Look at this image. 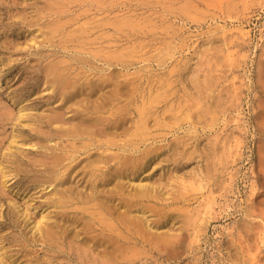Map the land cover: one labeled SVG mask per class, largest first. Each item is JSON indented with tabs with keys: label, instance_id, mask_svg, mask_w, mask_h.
Segmentation results:
<instances>
[{
	"label": "rangeland",
	"instance_id": "374dc122",
	"mask_svg": "<svg viewBox=\"0 0 264 264\" xmlns=\"http://www.w3.org/2000/svg\"><path fill=\"white\" fill-rule=\"evenodd\" d=\"M4 1H5V3H4ZM21 1H25V0H20L19 2H21ZM40 1H42V0H40ZM82 1H83V3H80L78 5V3L82 2ZM89 1L91 2V0H79L78 3L76 2L77 4L74 2L72 4V6L74 8L72 6H70V12L69 13L71 15L69 13H67V17L70 16V18H71L72 16H74V14H75L74 12H76V14L79 13L82 10V8L80 10L79 7H83L84 8L83 10H85V9L88 10L89 14L84 11L87 14V16L85 15V13L83 11L80 12L81 14L83 13V15L86 16V18H88L87 20H89V16L90 17L93 16V17H95L94 20H97V21L102 19L104 16L107 17V15L109 13V11L107 9H109V8L114 9L112 11L111 15L115 16L114 14H117V13L120 15L119 11L121 9L126 11L127 8H131L130 9V11H131L133 8H136V9H133L134 13H139V12L142 13L144 10L143 8L148 7L146 9L149 11L150 14L147 12L146 9L143 13L145 14L147 12L145 14V16L148 14H149L148 16H150L152 14L151 12H153V15H151V16L154 19L150 16L151 17L150 21H154L153 24H154V26H156V27L153 26L154 27L153 28L152 27L153 24L151 22L150 29L153 28L152 29L153 31L151 33L154 35H149V36L154 41L155 40H158L159 42L162 41L161 44L158 41H156V43H155L154 41H151V39L148 36L147 37L148 40L145 38L144 40H146V41L141 42V43H144L145 45L147 44V47H145L144 50H141L139 53H142V56L145 54V55H147V57L153 55L154 57H152L151 62H148V61L142 62L141 60L132 58L134 60V61H132L133 64H131L128 69L123 70L119 66L115 65L116 67L115 66L111 67L110 68L111 70H109V72L112 70L119 72L121 69V71L123 73H128V74L130 73L132 75V74H134V72L137 73V71H138L137 69H139L140 67H141L140 69H142L143 66L145 67V65L148 66L150 64L151 66L149 65V68L150 67H151V69L153 68L152 70L149 68H147L148 70L144 68L145 70H141L142 72L139 73L140 75L138 74L139 77L140 76L144 77V78L142 77V81L140 80L141 83L139 82V87L141 84V87H144V89L142 88L143 91H145V89H148V88H145V86L146 87H147V85L149 86V84L151 83V80L154 84H155V82L157 83V81L159 80V79L157 80L158 76H159V78L162 77L160 75H163L162 78L165 79L167 77L166 79H168V77H169L168 75L173 73L174 69H176L175 68L176 65H178L177 67H179V65H180L178 70L176 69L174 71L175 74H173V75L171 74L173 78L177 77V78H174V80H176V81L173 80V83L177 82L178 80H179V82L182 83V84H179V82H177L179 86L177 85V83L172 84L173 87H171V90H170L172 93L171 96H172V98H175V100H173L171 98L173 100V103H172V100L169 99V102L171 100V104H173L172 107H170L172 109L169 108V105H170L169 102L167 105L165 104L166 106H163L164 105L163 103L160 104V107L162 106V108L165 107L166 109L169 108L170 110L175 109L174 111H171V112L172 113L175 112V114L177 113V115H178L179 111L182 112V110H184V109L187 110L189 108L191 109V114H193V113H195V111H193L194 107H195V109H197L203 103H205V104L201 105V108H203V110L204 109L207 110V106L209 104H207L206 102L200 103V105H198L199 107L194 106V104H192L193 101L195 100L194 103H195V105H197L199 103V100L202 98H197V97H199V94H197V92L195 90H196V88L198 90V84H197V86H193V83L190 82L193 79L196 80L195 82H198V80L203 81L202 78L205 76L206 77L204 78V81H206V79L207 80L210 79L211 82H215V83L217 81L216 86L214 83V85H212V88H210L209 93H211V96H212V97H210V100H211V98H212V100H216V98H218V95H219V97L223 98L222 100L224 102L229 100L226 103H230L231 100L234 103L236 102V105L233 102H231V103H233L232 104L233 106H231V104H228V105L226 104V106H230V107H228L230 109H228L227 112L223 113V116L220 113L221 114V115H219L220 118L218 116L217 117L218 120H217V118L214 120L215 123L210 118L212 116V114L208 113L207 115H205L204 113L207 111L206 110H205V112L203 111L204 113H202V115L204 114L205 115L204 117L205 118L209 117V119L207 118V119L203 120V122H201L200 124L198 123L199 125H197V128L196 129L194 128L195 132H194V130H192L193 127L192 126L190 127V124H189L192 119H190V120L188 118L184 119L183 115H182L181 119L183 121L184 120H186V121L182 122V120H180L181 122L179 123L178 120L180 118V114L178 115L179 117L175 116V114H174L175 117H173L169 111L168 112L170 114L167 112V114H169V116L171 115V117H173L172 118L173 121H175L174 119L176 117H178L177 123L175 121L174 123L171 122L170 124H172V125L177 124L178 125V123H179L178 129L179 128H181V129L178 130L177 125L172 127L171 129L166 128L167 129V130H165L166 132L164 131L165 135L162 134L163 135L162 136L160 134L162 136V138L163 137H165V138L161 139V137H158V140L160 142H158L159 144L158 143H156V144L159 147H163V150L167 147L166 145L168 144V147L164 150V152L169 150V153H168L169 158L171 157V154L173 155L174 153H177L179 148H180L179 151H181L182 149L184 151L186 149V151L184 152L182 150L181 154L179 152L177 154H174L175 156H172V158L174 157V159H175L176 155H178V157H176V159H175V162H174V159L170 158V159H168V160H170V163L167 162V160H165V162H167V163L164 162L161 166L159 165L157 167L158 169L155 168L153 170L151 168L152 172L149 169V171H150L149 173L152 174V175H149V176H151V177H149L150 181L152 183L157 182V181L161 182V183L163 182L162 187H161L160 183L157 185L160 186L162 189H165V190H162V192H163V193L161 192L162 194L159 192L160 198L162 197L160 199V202L157 201V199L156 200L154 199L151 202H149L150 205L154 204L151 207H149L148 204H146L150 209L155 208L157 210V211L154 210L152 213L155 214V216L158 219L151 213V211H148L146 213V215L144 214L146 217H144L143 214H139V216H143V220H146V221H148V219H150L151 221L153 220L154 225L152 224V222L148 221V223H151L152 226H154L151 229V233L153 230V233H152L153 235L154 234L157 235V233H154V228L157 229V231L161 228L160 230L164 231V232L161 231L162 234H165L166 233L165 229H168V227H170L168 229V232H170V231L176 232L177 234L176 233L172 234L170 232L171 235H175V234L176 235L175 236L170 235L169 237L173 238V239L177 238L178 234H179L178 232H180L179 238H177V239H179V241L175 240L176 243L178 242L176 245L173 243V245L175 247H172L173 245L170 246V248H172V249L174 248L173 252L170 251L173 253V255L171 253L168 254V252L166 250H165L166 252L163 251V254H165V255L168 254L166 258H165V255L161 256V253H162V250H161L162 247L161 246L159 249H158L159 246H154V248L150 247V246H146V247L135 246L134 248L131 247L130 248L131 252L129 253V255L131 254L130 257H132V258H130V259L134 258L133 259L134 261L132 260L133 262H131V261L130 262L132 264H160V263H162V264H244L245 260H247V261L249 260L248 262L249 263L251 262L250 264H255V263L259 264V261H261L260 264H264V259H263L264 258V255H263L264 254V248H263L264 247V240H263L264 239V232H263V230H264V228H263V226H264V223H263L264 222V187H263L264 186V184H263L264 183V160L263 159L261 160V157H264V154H263L264 153V150H263L264 149L263 148L264 147V133H263L264 130L263 131L260 130V129L264 128V76H263L264 75V73H263L264 72V64L262 65V67H261V64H259V63H264L263 61L261 62V60H264V56L261 57L264 54V0H146L148 2L150 1L152 6H150L151 4L144 6L143 4L138 2L141 0H137V1L136 0H132V1L130 0V2L134 3V4L132 3V5L129 2V0H116V1L112 0L113 3H116V5H114L115 7L112 6L113 3L111 2L112 3L111 5H107V6H109V8L108 7L106 9L102 8V10H105V12L102 10L101 11L96 10V7H95L97 5V4H95L96 0H93L94 3L92 1V3L94 5L92 3H90ZM126 1L129 5H128V7L124 8V2H126ZM190 1H193V2H190ZM35 2H37V1H35ZM99 2H101V1H98V3ZM143 2H145V0ZM162 2H164V3H162ZM135 3L137 4L138 7L139 6L141 8L143 7L142 12L139 11L140 7L137 8L135 6L136 5ZM12 4H13V0H0V73H1L0 74V111H1L0 114H2V115H0V120L1 119H2L1 121H3V119L8 120L5 122L0 121V167L4 168L10 174V177H9L10 180L9 181L11 182V183H9V182L6 183L5 185L3 184L4 183L3 180H5V179H3L2 170L0 169V176H1L0 177V180H1L0 181V187L2 186V188H3V189L0 188V190L1 189L3 190V192H2V190L0 192V243H1L0 244V246H1L0 250H2V248H4L2 251L4 253H1V251H0V264H2L3 262H4L3 264H5V263L6 264H8V263L9 264H15L12 261H10L11 259L13 260V258H15V260H17L16 262H18V263H16V264H21V263L22 264H27V263L28 264H33V263L36 264V259H38L40 262H42L44 260L42 262L43 264H44V262L51 264V263H53V260L56 261L58 259L61 260L62 262H64L65 259H62L63 255L57 254L56 248L54 249V247L42 246L40 243H36V245H35V243L32 242V239H31L32 237H31V234H29V233H32V234L34 233L33 227L35 226V221L33 218V216H34L33 212H35V210L30 212L33 214V216L31 215L32 219L28 220L27 224H26V221L22 220L23 213L25 212L24 208L27 207L26 202L29 201V198H28L29 195L28 194H30V195L36 194V196H37L40 193L39 194L40 196L38 195L39 199H40V197L42 199L43 197H45V195H47V191H46V193H45V191H43L45 194H43V192H41V191L36 193L35 190L37 189V186L32 185L33 179L39 177V174H41V175L44 174V171H43L44 167L41 166V167H43V168H41L43 170H41L39 167L33 166L32 165V163L34 164L33 160L37 159L39 155H43L42 153H44V151L42 149L45 150L46 148H50V147H52L53 144H54V146H56V145H58V142L61 140L57 136H54V134H53L54 137L52 135H51L52 137L47 136L48 132L44 133V130L48 131L47 130L48 128L44 127V126H46L44 121H43V123L40 122V119L43 120L42 115L47 114V113H44V112H46V110L49 112L48 114H50L52 109L58 108V106L59 105L61 106L63 103L62 99L59 98V95L57 93H55V94L52 93L54 90V87H52L50 85L51 89H49L50 87L44 83V81L48 82V78L44 74L46 73V71H45L46 67L49 65L48 62H52L51 60L56 61V59L58 60V59H60V57H61V59L65 58V61H66V59H68L69 56H68V58L64 57V56H66L68 54L72 55V56L70 55L71 58L68 59L69 60V62H67L68 67H69V63L70 62L73 63V61H74V63H73L74 67L80 65L79 68L87 71L90 67L86 68V66L87 65L89 66L90 63L91 64L94 63L93 65H96V67L102 68V69H103V63H101L102 61H99V62L96 61V59H93L90 55L86 54V52H90L91 50H85L83 48H82L83 49L82 50L80 48V46H75V45H78L76 42L66 43L65 45H68V49H66V50L63 49V51L65 50L66 53L64 52L65 54L62 55L63 51H61L60 57L59 58L57 57V56H59V54H60L59 53L57 56H56V54H54L56 56V58H54L55 56L52 53H56V50L58 49L54 43H56V44L59 43L60 39L59 38L53 39L51 41H48V44H47L45 40L43 41V39H46L45 38L46 35L44 34L45 30L44 31L38 30V33L40 32V34H36L37 31L34 32L35 36H33V35L30 36V33L26 29L23 31L25 26H24V24H23V26H21L22 20L20 18L15 20V19H13V16H14V14H16V11L18 9H21L22 7H24V4H22L21 6H14ZM161 4L162 5L166 4L168 6L172 5L174 8L172 7L173 10L170 11V9H172V8L168 7L170 13H167V12H169V11H167L168 9L165 8V9H167L166 10L167 12L165 11V9H163V7H166V5L165 6L163 5V7H162ZM101 5H103V3H101L98 6H101ZM129 6H131V7H129ZM36 7H35V9L34 8L31 9V10L34 9V11H32V12L30 11V8H29V11L32 13V17L34 19H37L39 17L38 16L39 14H36L37 12H35ZM78 10H80V11H78ZM107 11H108V13H107ZM128 11H129V9H128ZM148 16H146V17H148ZM84 17H82V19L80 18L79 20L81 21L84 19L83 21L85 22L86 19ZM63 18H65V17H63ZM67 19H69V17ZM91 19H92V17L90 18V20ZM83 21H82V23H83ZM10 23H11V25H10ZM155 23H157V24L155 25ZM78 25H80V23L79 24L77 23V25H75V26L77 27ZM75 26H73V27H75ZM22 27H23V29H22ZM71 28L72 27H70L69 30H72ZM162 28L163 29L165 28V29L161 30ZM154 30H155L157 35L155 34ZM165 30H168V31H165ZM169 30H171L170 35H168L170 33ZM98 31H100V30H98ZM163 31L166 33H164ZM42 32H44L43 36H45V37H43V39H42V35H41ZM100 32L102 33L104 31H100ZM110 32L112 33L113 30L111 29ZM158 32L159 33L161 32V33L159 34ZM173 32H176V33H173ZM163 33L166 34L167 37ZM172 33H173V36H172ZM158 34L160 35V37ZM97 35H100V33L98 34V32L95 31L93 34V37H95ZM155 35H156V37H154V39H153L152 37ZM28 36H30V37L28 38ZM36 36H38V37H36ZM169 36L173 37V38H170ZM164 37L169 42L171 41L170 44L165 45L166 42L164 41L165 46L163 45V40L165 39ZM11 39L13 41H11ZM26 39L27 40L30 39V41H32L34 39L33 41H36L37 44H36V42H35L36 45L34 43L31 44L30 41L29 40L26 41ZM159 39H161V40H159ZM172 39H174V40H172ZM6 40H10L11 43L14 42V44L16 43V45L13 46V44H11L10 42L6 43L7 42ZM14 40H16V41H14ZM168 41H167V43H169ZM172 41H173V44H172ZM20 42L23 44H18V46H17V43H20ZM49 42H50L51 47L46 48V47H49ZM39 43H41V44H39ZM107 43H109V42L108 41L104 42V44H106V45H107ZM148 43H149V45H148ZM42 44L45 45L46 47L44 48V46ZM159 45H161V46H159ZM162 45H163V47H162ZM167 45L169 47L172 46L171 48L168 47V49H171L170 52L167 50ZM25 46H27V47L25 48ZM37 46H40V47H37ZM74 46L79 47V48H75ZM112 46H111V50L115 49L116 45H112ZM13 47L14 48L16 47V49H13ZM52 47L54 49V52L52 50ZM69 47H72V49ZM99 47H100V44L93 46L94 49H97ZM160 47H162V48H160ZM9 48H11V49H9ZM150 48H152L153 50H151ZM156 48L158 50L159 49L162 50L163 48H166L165 50L167 52L164 49L162 51L161 50L158 51ZM89 49H91V48H89ZM148 49H150V50H148ZM74 50H76V51H74ZM154 50L155 51L157 50V51L155 52ZM163 51H165V53ZM67 52H68V54H67ZM84 52H85V54H84ZM160 52H163L164 54H162ZM49 53L52 56H54L53 57L54 59L50 58L51 55ZM77 53L80 55L83 54V56H85V55L87 57L89 56L88 57L89 59L88 58L87 59L89 61L94 60L96 63H98V65L95 64V62L91 61L85 66V69H84V66L82 67L81 64L83 62H85L84 60H87V59H86V57H84L85 58L84 59L83 56H80L83 58V62L78 63L79 65L78 64L76 65L74 57L78 56ZM166 53H168V55ZM47 54H49L50 57ZM74 54H75V56H74ZM156 54L158 57L161 55L166 56V57L163 56V58L164 57L166 58L165 62H163L164 61L163 58H162L163 61H160L163 63V64H160V65H162L160 67L158 65H156V63L158 64V62H156L157 60L155 58ZM40 55L42 57H40ZM44 55L47 56L46 60L47 59L49 60V58H50V60L46 62V60L44 58L46 56H44ZM40 58H42V59H40ZM135 60L137 61V63L139 61V63L135 64ZM177 60H178V62H177ZM152 61H153V63H152ZM175 62H177V63H175ZM4 65H5V67H4ZM71 65L72 64L70 63V67H71ZM73 65H72V67H73ZM93 65H90V66L94 67ZM132 66H134V67H132ZM172 66H173V68H172ZM104 67H107V66H104ZM154 67H156V68H154ZM163 67H164V69H163ZM167 67L171 70V73L169 72V74H168L169 69ZM181 67L184 70L183 69L181 70ZM116 68L118 70H116ZM260 68H263V71ZM40 69H43V70H40ZM75 69L78 71L77 67H75ZM140 69H139V71H140ZM166 69H168V70H166ZM1 70H3L5 73L1 72ZM76 70H75V72H76ZM127 70L130 72H125ZM153 70L155 72L158 70V72H157L158 75ZM164 70H166V71H164ZM211 70H212V72H210ZM41 71H42V73H43V71L45 73L42 75ZM79 71L81 73V70H79ZM85 71H83L84 74H85ZM88 71L86 72L87 75L86 74L84 75L82 73L83 78L84 77L88 78L89 75H91L90 73H88ZM146 71H148V73H146ZM71 72H72V70H71ZM90 72L93 73L94 70H92V71L90 70ZM152 72L155 73L157 75V77L155 74H152ZM96 73L95 74L98 75V74H100V71L96 72ZM164 73H166L168 75L164 76L165 75ZM179 73H180V75L184 73L183 75H181V77L183 76L184 79L179 76ZM209 73H211V74H209ZM95 74L93 73V76L91 75L92 78L89 77L88 79L91 80L94 77H96ZM130 74H129V76H131ZM145 74H147V76ZM210 75H212V76H210ZM135 76L138 77L137 75H135ZM149 76H151V77H149ZM154 76L156 77L155 78L156 81H155V79H151V78H154ZM207 76H209L211 78H209V77L207 78ZM172 77H169V79L172 80ZM218 77L221 78V79H219L220 81L216 80V79H218ZM45 78L47 79V81ZM145 78L146 79L149 78L151 80L149 81V79H148L147 84H146ZM143 79H145V80H143ZM180 79H182V81ZM190 79H192V80H190ZM211 79H214L215 81H212ZM183 80H185V81L187 80L188 82L186 81L187 82L186 83ZM148 82H149V84H148ZM183 82H185L184 85H183ZM195 82H194V84H196ZM47 84H50V83L48 82ZM157 84H156V87L158 85H160V84H158V85ZM142 85H144V86H142ZM182 85L186 88L184 89V87ZM175 86H177V89H175V90H180V91H178V93H176L177 91H175V94H174L173 89ZM213 86L215 88H213ZM149 89H150V87H149ZM149 89H148V91H149ZM37 90H39V91H37ZM184 90L187 91L188 93L190 92L189 94H192V95L194 94L197 98V102H196V99H194L195 97L193 98L194 95L191 97V95H189ZM148 91L146 90L144 93H146ZM183 91L185 93H187L188 96H190V98L192 100L194 99L191 102L192 105L189 104L190 99L188 100V102L186 104L185 98H187V97H185L186 95ZM38 92H40L42 94H39ZM234 92L236 93V96H238V97H236L237 100L235 98ZM177 94H178V96L183 95V94L184 95L182 97L181 96L177 97ZM32 95H33V97L35 95V97L34 98L32 97L33 99H29ZM50 95L53 97L51 98ZM56 95H57V97H56ZM233 95H234V97H233ZM80 97H82V96H80ZM181 98L184 99V101H180L179 99H181ZM47 99L48 100L51 99V100L48 101ZM23 100L26 102V105L23 104V102H24ZM176 100H178V101H176ZM28 101H30V102H28ZM56 101H58L59 103H57ZM179 101L181 103L180 105H183V107L180 106L182 110H180V107L176 106L177 103L179 106ZM200 102H202V101L200 100ZM18 103H20V104H18ZM49 103H50V106L48 105ZM52 103L55 106V107L53 106L54 108L52 107ZM72 103L73 102H70L68 107L71 106ZM21 104L25 108L27 107L28 111H29V109H31V113H32V118H31L32 121L31 122L33 123V127H30V126L23 127L22 125L18 124L19 121L16 118V117H18L17 116L18 114L16 112V111H18V108H17V110H14V108L19 107V105H21ZM67 104L68 103L65 104L66 107H67ZM28 105L31 108L30 107L28 108ZM32 105H34V106H32ZM39 105H41V106L39 107ZM56 105H57V107H56ZM174 105L177 107V110H176V107H174ZM189 105H191V106H189ZM42 107L45 108V109H43L45 111L40 110ZM71 107L74 108L75 106L73 105ZM71 107H70V109L72 110ZM82 107H83V105L81 106V108ZM134 107H136V106H134ZM231 107H234V108H231ZM178 108H179V111H178ZM12 109L14 112L11 111ZM36 109L38 110V112L43 113V114L41 116H39L38 113H36L37 112ZM4 110L6 112V115H8L7 113H9L11 116L9 115V116H7L8 117L7 118L5 113H4ZM71 110H67L69 112H67L66 116L72 115L74 113L73 112L74 110L72 112H71ZM176 111H178V112H176ZM192 111H193V113H192ZM181 112H179V113H181ZM68 113H71V114H68ZM13 114H15V115H13ZM209 114H211V115H209ZM33 115H37V117L35 118ZM188 115H186V116H188ZM1 116H4V117L1 118ZM166 117L168 118V115ZM184 117H185V115H184ZM11 118H13V120ZM15 118H16V120H15ZM34 119H35V121H34ZM237 119H239V120H237ZM167 120L169 121V119H166V121ZM187 120L190 122H188ZM209 120H211L210 123H212V122L214 123L213 124V125H215L214 127H213V125H211L209 123ZM21 121L22 120H20V122ZM72 121L73 120H71V122ZM75 121L76 120H74L73 123ZM204 121H206L205 124H203ZM207 122L211 126L208 125ZM69 123H67V124L69 125ZM16 124H18V125H16ZM34 124H36V125H34ZM187 124H189V125L187 126ZM201 124L206 125V126H201ZM37 125H39L38 126L39 130H37L38 129ZM34 126H36V130H34V128H35ZM40 126L43 129L41 131H40V128H41ZM199 127H200V130H199ZM203 127H204V129H203ZM31 128H33V132H31V130H32ZM175 128L177 130H174ZM185 129H187V130L189 129V130L187 131ZM168 130H169V133H168ZM196 130H197V132H196ZM36 131H38V133ZM177 131H178V133H176ZM41 132L44 135H46V137H48V139H45L44 138L45 136L43 137ZM196 133H198V134H196ZM201 133H202V135H201ZM215 133L218 135H216ZM38 134L39 135L41 134V135L39 136ZM188 134L189 135L195 134V135H193V138H192V135L189 136ZM219 134H220L221 139H219ZM14 135H16V136H14ZM48 135H50V134H48ZM102 135L103 134H98L97 136H99L102 140H106L105 138H107V136L103 135L105 138L104 137L102 138ZM175 135L176 136L178 135V137H175ZM181 135L183 136V139L185 137L184 140H186V138L189 136L190 138L189 137L188 138L190 141L187 138V140H188V141L186 140L188 142L187 143L186 141H184L182 139ZM17 136H19L18 139L22 140V142L24 141L23 139H25L26 142H29V143L23 142L24 146L26 145L25 147H23V149L25 148L24 149L25 151L23 150V153H22V150H21L20 152L22 155L25 154V155H23L24 157L19 153L20 149L17 151L18 148H15L13 153L12 152L9 153L10 148H8V150H7L8 145H10L14 140H16ZM194 136H196V138ZM110 137H112V136H110ZM212 137L214 139L217 137L216 143L220 144V147L222 145L221 149H219L220 147L218 146L219 148L217 147V151H216L215 148H216L217 144L214 142L215 145L214 144L213 145L215 147H213L212 143H213L214 139ZM49 138H50V140H49ZM108 138H109V135H108ZM120 138L122 139L124 137L122 136ZM166 138H168V139H166ZM172 138L173 139L175 138L174 140H176V141L181 140L182 141L181 146L185 145L186 147H184V148L181 146L179 147L178 144L173 142L174 140ZM208 138H210V141ZM1 140L2 141L4 140V141L2 142ZM218 140L219 141L221 140V141L219 142ZM44 141H45V143H47V141H50L47 143L48 146H50V147H46V145H45V148H44L45 143L42 144ZM63 141L67 142V140L65 138H63V140H61L59 144H61ZM161 142H162V144H161ZM170 142L171 143L173 142L174 146ZM50 143H51V145H49ZM149 143H147V145H149ZM164 143H165V146H164ZM209 143H211V144H209ZM28 144L29 145L32 144L31 146L32 147L34 146V148L29 147ZM63 144H64V142L61 145H63ZM175 144L177 145V147L175 146ZM27 146L30 149H28ZM36 147H40L41 149L36 148ZM211 147L214 148V153L211 150V149H213ZM260 147L263 148L262 149L263 151L260 149ZM174 148H176V149H174ZM160 150L163 151L162 149H160ZM172 150H174L175 152H172ZM194 150H196V152H194ZM218 150H220V151H218ZM41 151H42V153L39 154V152H41ZM215 151L218 153H216ZM234 151H235V153H234ZM191 153L193 155H191ZM15 154H16V157L13 159ZM182 154H183V156L184 155L185 156L181 157ZM29 155H30V157H29ZM34 155H35V157H34ZM36 155H37V157H36ZM31 156H33L35 159L32 158ZM184 158H185V161H184ZM11 160H13L14 162ZM28 160H30L31 162ZM176 162L181 163V164L180 165L178 163L174 164ZM168 163L170 164V167L172 166V164H174L173 166H175L176 168L171 167V168H173V169H171L169 167ZM207 164H208V167H206ZM164 165H165V168L162 167ZM33 167H35V168H33ZM36 168H39L40 170L37 169V172H36ZM168 168H170L169 169V170H171L170 172H173L174 169L176 170V171L174 170V174L177 177L176 176L174 177L173 174L170 173V175H172V177L175 178V181H174V178H172V177H170L172 179L168 178L169 181L167 180L168 176L166 173L169 174ZM163 169H165V170H163ZM160 170L162 171V173ZM40 171H43L42 172L43 174ZM154 172L156 175L159 173L158 175H160L161 177L158 175L155 176ZM149 173L147 171L143 174L148 175ZM132 176L135 177L134 175H132ZM132 176H130V178H133ZM142 176L145 177V175H142ZM162 176L165 177L164 180L165 181L167 180L168 184L171 181H174L176 183L177 180L179 181L181 179V182H177L178 185L181 183L180 184L181 186L179 185L178 187L179 188L181 187L180 189L187 190L188 193L184 191L186 193L184 195V192L181 190L182 193L178 192L179 193L178 197L180 195H182L185 198V200L183 198L182 202H179V200H178V202L175 201L176 203L173 202L174 200H176V198H178V197H175V196H177L178 193H176V191H174V190H176V188L177 189H179V188L175 187L177 184L175 185L174 182L173 183L171 182V184H174V185L170 184L172 187H174L173 188L174 190L172 189V191H171L170 188H172V187L170 186V188H167L168 187L167 181L165 183V181H163ZM156 177L159 179L157 180ZM199 178H202V179H199ZM128 180H129V178H128ZM183 180L186 182H184ZM200 180L203 181L204 185L200 182ZM194 181L196 184L197 183L199 184V182H200L201 185H203V186H201L200 184L199 185L197 184L199 186V187H197V185H194L195 184ZM197 181H199V182H197ZM206 181L208 183H206ZM183 182H184V184H183ZM28 183L29 184L31 183V184L27 185ZM80 183H85V182H80ZM2 184L5 187H3ZM83 185H85V184H83ZM129 185H131V184L127 185L129 187V189L131 188L130 190L135 189V186L133 187L132 185L131 186H129ZM163 185H165V187ZM205 185H206V187H205ZM11 186H12V188H11ZM190 187L194 191L191 190V192H190L189 191ZM201 187L204 189H201ZM5 188H8V189L11 188L9 190L11 192L9 193V191ZM24 188L26 191L23 192ZM30 188L31 189L34 188V189H32L33 191H31ZM50 188H52V187H50ZM180 189L178 191H180ZM28 190L30 193H28ZM166 190H167V193H166ZM37 191H39V190L37 189ZM251 191L252 192L255 191V192L252 193ZM4 192H6L7 194ZM211 192H212V195H214L215 197L210 196ZM3 193H4V195H3ZM208 193H210V194L208 195ZM251 193H252V195H250ZM171 194H172V196H171ZM168 195H170V196H168ZM36 196H35V198L37 200L38 197H36ZM207 196L210 200L207 199ZM167 197L169 199H167ZM211 197H213V198H211ZM186 198L188 200H186ZM165 199H167V200H165ZM211 199L215 200L216 202L213 201V202H211L212 203L211 204L210 203ZM163 200H164V202H163ZM206 200L209 202L207 203ZM155 201H156V203H155ZM183 202H185V203H183ZM181 204H183V205H181ZM210 204H211L212 208L210 207ZM35 205L38 206L39 203L37 202V204H34V207H35ZM179 206H181V207H179ZM208 206H209V208H208ZM170 208H172V209H170ZM161 209H163V210L160 211ZM252 209H254V210H252ZM171 210L174 212L172 213ZM175 210H177L179 212L185 210L186 214L184 213L185 211L178 214V212ZM167 211L170 212V214H168ZM187 211L189 212V214L191 213L193 215H191V216L188 215V217H187L186 216L188 213ZM259 211H260V215H259ZM158 212L160 214L163 213L161 215L159 214L160 216H163V217L160 218V216L157 214ZM183 213L185 214L184 218L182 217L183 215H180ZM255 214H257V215H255ZM136 215H138V214H136ZM168 215L170 217H168ZM172 215H173V218L175 220L172 219V217H171ZM254 216H256V217H254ZM147 217H149V218H147ZM177 217H178V220L176 219ZM189 217H190V219H189ZM260 217H261V219L262 218L263 219L260 220ZM155 218H156V220H155ZM168 218H170V220H168ZM191 218L194 219L193 220L194 223L190 222ZM195 218L196 219L199 218V220H196ZM202 218H204V220ZM159 219L160 220L162 219V220L160 221ZM164 219L168 220V221H165ZM184 219L186 220V222L188 221L187 226L190 224L189 227H191V229L189 227L184 228V227H186L184 225V223L186 224ZM157 221L160 223H158ZM169 221L171 223L173 222L171 224V226H173V227L170 226ZM175 221L177 223L180 222V224L182 223L181 225H183V228L187 229L188 232H190V233L188 234V232H186L187 230H184L181 225H179V224L177 225V223ZM181 221H183V222H181ZM199 221H201L203 224L206 223L204 225L205 228L204 227L202 228L201 225H203V224L199 223ZM261 221H262V223H260ZM195 222H197L199 224H197ZM246 223H248V225ZM250 223L251 224L253 223L252 224L253 226H251L252 229L248 228L251 225ZM162 224H164V225H162ZM168 224H169V226H168ZM260 224L261 225L263 224L261 227V228H263V230L260 229L263 233L258 229H257L258 232H256V228H260V226L258 227V225H260ZM246 225H247V227H246ZM256 225H257V227H256ZM28 226L30 227L29 229H28ZM161 226H163V228H165V229H162ZM164 226H166V227H164ZM177 226H178V228L176 229ZM179 226L183 230H181L179 228ZM199 226H201L200 228L202 230L201 229L196 230L197 227L199 228ZM245 227H246L247 231H248V229H249V232L252 230L253 231L249 233V232L243 230V229H245ZM172 229H173V231H172ZM174 229H176V230H174ZM192 229H194V230H192ZM194 231H197L198 234L200 235V237L197 234L195 237L194 235L197 232H194ZM199 231H201L202 233ZM159 232H158V235H162V234H160L161 232L160 233ZM254 232H256L257 234H256V236L254 235V237H253L251 235H253ZM181 233H185L184 236L186 238H184L183 234L181 236ZM238 233L243 234V235H241L238 238ZM246 233L249 236H247ZM166 234L169 235V233H166ZM21 235H23V236H21ZM32 236L35 237L34 234ZM243 236H244V238H243ZM22 237H24V239L26 237H29V238H26L24 240ZM37 237H39V235H36V238ZM182 237L184 238L183 240L181 239ZM196 238L197 239L199 238V239L196 240ZM245 238H246V240H249V241L246 242V240H244ZM255 238H256V240H255ZM21 239L23 240V242H21L22 241ZM258 239H259V242H255ZM260 240H262V243ZM240 241L242 242L241 244H240ZM179 242H180V244H179ZM20 243H22V244H20ZM25 243H27V245ZM260 243H261V246L259 245ZM29 244H32L31 245L32 247L29 246ZM233 244H234V246H233ZM18 245H19V249H18ZM20 245H21V247H20ZM24 245H26V247ZM177 245L179 248L177 247ZM181 245H182V247H181ZM184 245H186V246H184ZM41 247H43V248L41 249ZM136 247H137V249H136ZM138 247L140 249L142 248V250L138 251ZM236 247H238V248H236ZM255 247H256V249H255ZM5 248H6V250H5ZM9 248L13 250V251L11 250L12 252L17 251L18 254H17V252L14 253L16 255L15 256L14 254H12V252L10 251ZM34 248H38V249L36 250ZM187 248H189V249H187ZM257 248L258 249L260 248V249L257 250ZM7 249H9L8 253L9 254L11 253L10 256L7 253ZM24 249H26V250H24ZM28 249L30 250L29 251L30 253H29V255H25V254H28L27 253ZM132 249L133 250L136 249L137 252H140V255H141V253L143 254V252H144L143 250H145L146 252H144V253H146L147 255L143 254L144 257L142 256V258L140 256V260H138L139 257L136 256V257H138V259L135 261L136 257L132 256L134 254ZM22 250L25 251L26 253L23 252ZM136 250H134V251H136ZM168 250H170V249H168ZM242 250L243 251L246 250L247 251L246 253L249 254L250 258L248 257V255L246 253L244 254V252H242ZM251 250H252V253H251ZM32 251H35V252H33V254H31ZM44 252H48V253H44ZM137 252H136V254H138ZM174 252L175 253L177 252L178 254L174 255ZM257 252L260 253L261 255L260 254L258 255ZM253 253H256V254H253ZM5 254H8V255L5 256ZM242 254L245 256L242 257L243 256ZM250 254L256 255V256H251ZM45 255H46L47 259L45 258ZM51 255L52 256L54 255V256L50 257ZM31 256H32L33 261L30 262V260H28V259H31ZM42 256L45 259L42 258ZM2 257L3 258L5 257L4 260ZM8 257H12V258L9 259ZM21 257H22V259H21ZM36 257H38V258H36ZM169 257H170V259H169ZM1 258H2V261H1ZM19 258H20L21 262H19ZM145 258H146V260H145ZM40 259H42V261ZM157 259L159 260V262ZM252 259H253V261H255V260L256 261L253 263ZM5 260L9 261V262H6ZM23 260L25 263L22 262ZM130 262L128 264H130ZM249 263L246 262L245 264H249Z\"/></svg>",
	"mask_w": 264,
	"mask_h": 264
},
{
	"label": "bare ground",
	"instance_id": "6f19581e",
	"mask_svg": "<svg viewBox=\"0 0 264 264\" xmlns=\"http://www.w3.org/2000/svg\"><path fill=\"white\" fill-rule=\"evenodd\" d=\"M17 1L19 2L20 0H17ZM17 1L13 0V4L12 5L21 6L22 4H24V7H22L21 9H18V10L16 9L17 11H16V14H14V16H13V19L17 20V19L20 18L22 20L21 26H23V24L25 26L24 29L22 27L23 31L26 29L30 33V36H32V35L35 36L34 32L37 31L36 34H40V32L38 33V30L39 31H44L45 30V33L42 32L41 35H42V39H43V37H45V36H43V33L46 35L45 38L46 39L48 38V39L47 40L43 39V41L45 40L47 44H48V41H51L53 39H56V38L60 39L59 43H57V44L54 43L58 49L56 50V53H52L53 55L56 54V56H57L61 51H63V49H65V50L68 49V45H65L66 43H68V42H71V43L76 42L78 45H75V46H80L81 49L83 48L85 50H91L90 52H86V54L90 55L93 59H96V61H98V62L102 61L101 63H103V69L96 67V65H93L94 63L93 64L90 63V65H93L94 67H91L90 65L88 66L87 64L92 61L91 59H90L91 61L88 60L89 56L87 57L86 55L83 56V54L80 55V54L77 53V55L79 57L78 56L74 57L76 65L78 63L83 62V58L86 57V59L87 58L88 59L84 60L85 62H83L81 64L82 67L84 66V69H85V66L87 65L86 68L90 67L89 69L91 71L94 70V72H93L94 74L96 72L100 71V74H98V75H96L97 73L95 74L96 75V77H94L95 79L93 78V79L90 80L88 78L91 77V75L93 76V73L90 72L89 69H88L89 71L86 69L88 71V73H90L91 75L88 74L89 75L88 78H86V77L83 78L82 77V73L85 70L79 68L80 67L79 64H78L79 66H75V67H77V69L79 68L78 71L75 69V67L73 65V63H74L73 60H72L73 63L72 62H70V63L73 65L74 68L72 67V65L70 67V63H69V67L67 66L68 65L67 62H69L68 59H70L71 56H72L71 54H70L71 56L68 54L69 51L67 50L68 51L67 52L68 55H66L64 57L68 58V56H69V58L66 59V61H65V58L61 59V57H60L61 53H60L59 56H57L58 58L60 57V59H58V60L56 59V61L51 60L52 62H48L49 65L45 69L46 73L44 71L42 73V71H41L42 75L45 73L44 75L48 78V82L50 84H47L48 82H45V81H44V83L47 86H49V87H50V85L52 87H54V90L52 89L53 90L52 93L53 94L57 93L59 95V98L62 99L63 103H62L61 106L59 105L58 108L52 109L50 114H48L49 112L46 110V112H44V113H47L48 115L47 114L45 115L43 113L38 112L37 109H36L37 110L36 113H38L39 116H41L42 114L44 115V116L42 115L43 120L40 119V122H42V123H43V121L45 122L46 126H44V127L48 128L47 129L48 131L44 130V133L48 132V134H50V135L47 134V136H51V135L53 136V134H54V136H57L61 140H63V138H65L67 140V142L63 141L64 144L61 145L63 142L61 144H59L60 141H61L60 140L58 142V145L54 146V144H53L52 147H50L47 144L50 141H47V143H45V141H44L42 143V144L45 143L44 144V148H45V145H46V147H50V148H46L45 149L46 151L44 149H42L44 151V153H42V151L39 152V154L42 153L43 155H39L37 159L34 158L35 155H34V157L31 156L32 158L35 159V160L32 159L33 162H34V164L32 163L33 166H35V167L37 166L40 169L44 167L43 168L44 170L41 169V170L44 171V174L42 173L43 171H40L43 175L39 174V177H37V178L34 177L35 179L32 180V185H36L37 186V189L39 191H37V189H36L35 190L36 193L40 192V191L41 192L45 191V193H46V191H47V195H45V197H43L42 199H41V197H40V199L38 197V195L40 193L37 196H36V194L35 195L34 194H31V195L28 194L29 195L28 196L29 201L26 202L27 207L24 208L25 212L23 213L22 220L26 221V224H27V221L31 220L32 216L34 214L33 218H34V221H35V226L33 227L34 228V233L33 234H34L35 237L32 236L33 235L32 233H29V234H31L32 242H34L35 245H36V243H40L42 246L54 247V249L56 248V250H57V252H56L57 254H62L64 256L63 257L61 255L62 259H65L64 262H62L61 260L58 259L56 261L53 260V263H51V264H128L130 261L131 262L134 261L133 260L134 258L130 259L132 257H130L131 254L129 255V253L131 252L130 248L131 247L134 248L135 246H140V247L141 246H144V247L150 246V247H153V248H154V246H159L158 249L161 246L162 247L161 248L162 253L159 251L161 253V256L165 255V254H163V251H165V250L168 252V254L171 253L173 255L172 252H173L174 248L172 249V248H170V246L173 245V243L175 245L178 243V242L176 243L175 240L179 241V239H177V238H179L180 232L177 231L179 233L178 237L176 236L177 238L173 239V238L169 237L171 235L170 234L171 231L168 232V229L170 227H168V229H165V228H163V226H161L162 229L166 230V233H169V235L166 234V233L162 234V232H164V231L160 230L161 228L158 231H157V229L154 228V233H157V235L154 234L155 235L154 236L152 234L153 230H152V233H151V229L154 227V226H152L153 220L151 221L150 219H148L149 222H152V224H151V223H148V221L143 220V216H139V214H143V215L145 214L146 215V213L148 211H151V213L154 210L157 211L155 208L154 209H150L149 208L152 205H154V204L150 205L149 202H151L154 199L155 200L157 199V201L160 202V199L162 197L160 198L159 192L161 193L162 190H165V189L161 188L163 182L161 183V182L157 181L158 183L154 182L155 183L154 184V183H152L150 181L149 177H151V176H149V175H152V174L149 173V172L152 169L154 170L155 168H157L159 165L161 166L165 162V160H167V162L170 163V160H168V159L172 158V156H175L174 154H177L178 152L181 154L182 150H183L182 149L181 151H179L180 148H179V150L177 149L178 152L174 153L173 155L171 154V157L169 158L168 157L169 156L168 155L169 150L164 152V150L168 147V144L166 143L167 147L164 150H163V147L157 146L156 143L160 142L158 140V137H161V139L165 138V137L162 138V136L165 135L164 131L167 130V129H171L172 127L177 125V124L176 125L175 124L172 125L170 123L171 122L174 123L175 121L177 123L179 114H180V118H179L178 122L179 123L181 122L180 120H182L181 119L182 115H183L184 119L185 118H188L189 120L192 119L191 122L188 121V120L187 121L190 122L189 123L190 127L192 126L193 127L192 130H194V128L196 129L197 125H199L201 122H203V120H205L207 118L209 119V117L205 118L204 117L205 115H207L208 113H211L212 116L210 118H211L212 121H214L219 115L222 114V116H223V113L227 112V110L230 109V108H228L230 106H226V104L227 105L231 104V106H233L232 104L234 102L231 100V102H233V103H231V102L230 103H226L229 100L227 99L228 101L224 102L222 100L223 98L219 97V95H218V98H216V100H212V98L210 100V97H212V96H211V93H209V91H210V88H212V85H214L215 82H211L210 79L209 80L206 79V81H204V78L206 76L202 78L203 81L202 80H198V82H195L196 80H194L192 78L193 80L192 79H190V80H192L193 82L192 81H190V82L193 83V86H197V84H198V90L196 88L195 91L197 92V94H199V97H197V98H202V99H200L202 102H200V100L198 99L199 103L197 105H195V103H194L195 100L194 99H196V102H197L196 96L194 94H193L194 95L193 96L192 94H189L190 92L188 93L187 91L184 90L189 95H191V97L192 96H193V98L195 97L193 99L194 100L193 101L190 98V96H188V94L183 91L185 93V95H186L185 97L188 98V99L185 98L186 99L185 102L187 104L188 100L190 99L189 104H191V102L193 101L192 104H194V106H197V107H199L198 105H200V103L206 102L207 104H209L208 106L206 105L207 106V110L206 109L203 110V108H201V105H203L205 103L201 104L200 107L197 108L198 110L195 109V107H194L195 110L192 108L193 111H195V113H193V111H192L193 114H191V109L190 108L187 109V110L183 108L184 110H182L181 107H183V105H180L181 104L180 101H184V99L181 98V99H179L180 100L179 101V106H178V103L176 104V106L177 107L181 106L180 110H182V112L179 111V108H178V111L181 112V113L176 111V112H178V115H177V113L175 114V112L174 113L171 112V111H174L175 109L170 110V109H172L170 107H172V105H173V104H171V100L172 99L175 100V98H172V96H171L172 93H171L170 90H171V87H173L172 84H175V83L179 82V80H178L177 82L173 83L174 78H177V77L173 78L172 75L175 74L174 71L176 69L178 70L180 65H179V67H177L178 65H176V64H175L176 67L173 65L176 68V69H174L173 73H171V70L167 67L169 69V70L166 69V70H168V74L170 72L172 75L171 74L168 75V74H166L167 73L166 72V73H164L165 74L164 76L168 75L169 77H172V80H170L169 77H168V79H166L167 77L164 79V78H162L163 75H160L162 77L159 78V76H158V78H157V80L159 79L157 81V83L159 82L158 84H160V85H158L156 82L154 84L152 82V80H151V79H155L157 77V75H158V73H157L158 70L156 72L153 70L155 73H157V75L152 72V74H155L156 77L154 76V78H151V79L148 78L149 81L151 80V83L149 84V82H148L149 86L148 85H147V87L145 86V88H148V89L150 87L149 91H148V89H145V91L146 90L148 91L146 93H144L145 92V91H143L144 87H141V84H140V87H139V82H140V80L142 81V77H143V76L139 77V75H140L139 73L142 72L141 70H145V69L149 68L150 64L148 66H146L144 64L145 67L141 64L143 67H142V69H140L141 67L139 66L140 67L139 68L140 71H139V69H137L139 72L137 71V73H136V72L133 71L134 74H132V75L129 73L132 77L129 76L128 73H123L121 71V69H123V70L128 69L129 66L131 64H133L132 63V61H134L133 59H138V60H141L142 62L143 61L151 62L152 57H154L153 55L147 57V55H145V54L142 56V53H139L141 50H144V48L147 47V44L145 45L144 43H141V42L146 41V40H144L145 38L148 40L147 37L149 35H154L151 32L153 31L152 29L154 27H156L153 24L154 21H150V19L152 17L151 15H153V12H151L152 13L150 15L151 17L148 16L150 14L149 11L146 9L148 7H146V8L142 7L144 9L143 10L140 6H139L140 7L139 8L137 6V4L135 3L136 4L135 6L137 8H139V11L142 12V10H143V12H144L145 9L147 10V12L149 14L146 15V16H148V17L145 16V14L147 12L144 14L143 12L140 13L137 10L139 13H134L133 9H136V8H133L131 11H130L131 8H127L126 11L121 9L119 11L120 15L117 13V14H114L115 16H113L111 14H112V11L114 9H110L109 6H107V5H111L113 3L112 0L111 1L110 0H96L95 1V4H97L95 6L96 10H100L101 11L102 8L103 9H106L107 7L109 8V9H107L109 11V13L107 11V13H108L107 17L106 16H104V17L102 16L103 18L100 19V20L98 19L99 21H97V20H94L95 17H93V16H91L92 19L90 20L91 17L89 15H88L89 16V20H87L88 18H86L87 14L85 12L88 13V10L87 9L83 10L84 9L83 7H79L80 10H81V8H82V10L81 11L78 10V11H80V12H82V11L84 12L85 11L84 13H85L86 16L83 15V13L81 14L79 12V13L76 14V12H74L75 13V14L73 13L74 16H72L71 18H70V16H68L69 19H67L68 18L67 17V13L70 12V6H72V4L74 2L78 3L79 0H77V1L76 0H42V1H40V0H32V1L31 0H25V1H21L19 3ZM35 1H37V2H35ZM92 1L93 0H91V2L90 1L89 2L92 3ZM98 1H101V2L98 3ZM114 1H116V0H114ZM143 1L144 0H141V1H138V2L143 4L144 6L148 5V4H151L150 1L149 2L146 1V0H145V2H143ZM129 2H130V0H129ZM190 2H193V1H190ZM4 3H5V1H4ZM80 3H83V1L79 2L78 5ZM93 3H94V1H93ZM101 3H103V5L98 6ZM130 3L132 5L133 2H130ZM162 3H164V2H162ZM166 4H163V5L165 6ZM114 5H116V3H113L112 6L115 7ZM128 5L129 4L127 3V1L124 2V8L128 7ZM163 5L161 4L162 7H163ZM150 6H152V4ZM35 7H36V11L35 12H37L36 14H39L38 15L39 17L37 19H34L32 17V13H31L32 11H34ZM129 7H131V6H129ZM168 7L172 8L173 6L172 5L171 6L166 5V7H163V9L167 8L168 10L165 9V11L166 10L169 11ZM29 8H30L31 12L29 11ZM32 8H34V9L31 10ZM173 8L170 9V11L173 10ZM128 9H129V11H128ZM102 11L105 12V10H102ZM170 11L167 12V13H170ZM81 16L82 17L85 16L84 18L87 21L85 20V22H84L83 21L84 19L80 21L79 19L80 18L82 19ZM63 17H65V18H63ZM82 21H83V23H82ZM151 22L153 24L152 27L154 26L152 29H150ZM77 23L78 24L80 23V25H78L76 27L75 25H77ZM156 24L157 23H155V25ZM10 25H11V23H10ZM73 26H75V27H73ZM70 27H72L71 28L72 30H69ZM111 29L113 30L112 33L110 32ZM164 29L162 28L161 30H164ZM98 30L104 31V32L101 33ZM95 31H97L98 34L100 33V35H97V36L93 37V34H94ZM165 31H168V30H165ZM154 32H155V30H154ZM169 32H168L169 33L168 35L171 34V30H169ZM164 33H166V32H164ZM173 33H176V32H173ZM173 33H172V36H173ZM155 34H156V32H155ZM156 35L153 36L152 38L154 39V37H156ZM164 35H166V34H164ZM30 36H28V38ZM36 37H38V36H36ZM159 37H160V35H159ZM166 37H167V35H166ZM149 38H150V36H149ZM170 38H173V37H170ZM165 39L163 40V45H164V41L166 42L165 45L166 44H170L171 41L169 42L167 39L166 40ZM28 40L30 41V39H28ZM28 40L26 39V41H28ZM33 40L30 41L31 44L32 43L35 44V42H36V41H33ZM159 40H161V39H159ZM172 40H174V39H172ZM6 41H7L6 43L10 42V40H6ZM11 41H13V40L11 39ZM14 41H16V40H14ZM105 41H108L109 43H107V45H106V44H104ZM151 41H154V40L151 39ZM156 41H158V40H155L154 42L156 43ZM167 41L169 43H167ZM159 43L161 44L162 41L159 42ZM11 44H13V46L16 45V43L14 44V42H12ZM18 44H23V43H21V42L17 43V46H18ZM36 44H37V42H36ZM39 44H41V43H39ZM97 44H100V47L97 48V49H94L93 46H96ZM172 44H173V41H172ZM112 45H116L115 49H113V50H111V46ZM148 45H149V43H148ZM163 45H162V47H163ZM43 46H44V48L46 47L45 45H43ZM159 46H161V45H159ZM26 47L27 46H25V48ZM37 47H40V46H37ZM50 47L51 46H50V42H49V47H46V48H50ZM162 47H160V48H162ZM168 47L169 46L167 45V50L170 52L171 49H168ZM171 47H169V48H171ZM69 48L72 49V47H69ZM75 48H79V47H75ZM89 48H91V49H89ZM152 48H150V49L153 50ZM9 49H11V48H9ZM13 49H16V47L15 48L13 47ZM150 49H148V50H150ZM163 49L165 50L166 48H163ZM52 50L54 52L53 47H52ZM65 50L63 51L62 55L66 53ZM159 50H161V49H159ZM74 51H76V50H74ZM165 51H163V52L165 53ZM163 52H160V53L164 54ZM49 54H47V55L49 56ZM84 54H85V52H84ZM166 54L168 55V53H166ZM44 56H46V55H44ZM54 56L51 55V57L50 56L49 57L52 59ZM56 56L54 58H56ZM74 56H75V54H74ZM80 56H83V58L80 57ZM163 56H165V55L159 56L160 58L157 56V54L155 56V58L157 60L156 62H158V64L156 63V65H158L159 67L162 66L160 64H163L162 62H160V61H163L162 60ZM263 56H264V54L261 57H263ZM40 57H42V56L40 55ZM165 57L163 58L164 59L163 62H165V59H166ZM44 58L46 60L47 56L44 57ZM50 58H49V60H50ZM40 59H42V58H40ZM49 60L47 59L46 62L49 61ZM262 61L264 62V60H261V62ZM92 62H95V61L93 60ZM177 62H178V60H177ZM177 62H175V63H177ZM138 63H139V61H138ZM138 63L135 60V64H138ZM152 63H153V61H152ZM95 64L98 65V63H96V62H95ZM259 64H261V67H262V65L264 63H259ZM115 65L119 66L121 68L120 71L116 72L115 70H112V71L109 72V70H111L110 68L115 66ZM104 66H107V67H104ZM173 66H172V68H173ZM4 67H5V65H4ZM132 67H134V66H132ZM154 68H156V67H154ZM149 69H151V67ZM163 69H164V67H163ZM182 69L183 68L181 67V70ZM260 69L263 71V68H260ZM40 70H43V69H40ZM71 70H72V72H71ZM75 70H76V72H75ZM79 70H81V73H80ZM116 70H118V69L116 68ZM166 70H164V71H166ZM87 71H85V74H86ZM1 72L5 73L3 70H1ZM125 72H130V71L127 70ZM210 72H212V70ZM146 73H148V71H146ZM183 74H181V75H183ZM209 74H211V73H209ZM133 75L134 76L137 75L138 77H136V76L134 77ZM145 75L147 76V74H145ZM181 75L179 73L180 77H181ZM210 76H212V75H210ZM149 77H151V76H149ZM208 77L209 76H207V78ZM181 78H183V76ZM209 78H211V77H209ZM145 79H143V80H145ZM148 79L145 80L146 84H147ZM214 79H211V80L215 81ZM219 79H221V78L218 77V79H216V80H219ZM180 80L182 81V79H180ZM46 81H47V79H46ZM155 81H156V79H155ZM174 81H176V80H174ZM183 81H185V80H183ZM185 82H183V85L185 84ZM194 82L196 84H194ZM156 84L158 85L157 87H156ZM179 84H182V83L179 82ZM216 84H217V81L215 83V86H216ZM177 85H178V83H177ZM142 86H144V85H142ZM175 87L173 89L174 90V94H175V91H177L176 93H178V91H180V90H175V89H177V86H175ZM140 88L141 89L143 88V89L141 90ZM185 88L186 87H184V89ZM213 88H215V87L213 86ZM49 89H51V87ZM37 91H39V90H37ZM38 93L42 94L40 92H38ZM51 95H50V97L52 98L53 96H51ZM183 95H179L178 96V94H177V97H180V96L182 97ZM234 95H235V98L238 97V96H236V93ZM234 95H233V97H234ZM80 96H82V97H80ZM32 97H33V95L29 99H33L35 97V95H34L33 98ZM56 97H57V95H56ZM169 99H171L170 102H169ZM49 100H51V99H49ZM173 100H172V103H173ZM236 100H237V98H236ZM58 101H56V102L59 103ZM176 101H178V100H176ZM28 102H30V101H28ZM70 102H73L71 106L74 105L75 106L74 108L71 107V106L68 107ZM168 102L171 105V106L169 105L170 109L169 108L166 109L165 107L162 108V106L160 107V104L163 103L164 104L163 106H166L168 104ZM20 103H18V104H20ZM66 103H68L67 107L65 105ZM23 104L26 105V102L24 101ZM234 104L236 105V102ZM48 105L50 106V103ZM82 105H83V107L81 108ZM191 105H189V106H191ZM32 106H34V105H32ZM40 106L41 105H39V107ZM53 106L54 105L52 103V107ZM134 106H136V107H134ZM176 106L174 105V107H176ZM29 107L30 106L28 105V108ZM56 107H57V105H56ZM70 107L72 108V110L70 109ZM177 107H176V110H177ZM17 108H18V111H16V112H17L18 115L16 113L15 114L18 116V117H16L17 120L19 121L18 124L22 125L23 127H28V126L33 127V123L31 122L32 121V119H31L32 118L31 109H29V111H30L29 112L27 107L25 108L22 104L19 105V107L14 108V110H17ZM231 108H234V107H231ZM43 109H45V108L42 107L40 110H43ZM67 110H71V112L74 110L73 111L74 113L72 115L66 116L67 112H69ZM205 110L207 112H205ZM11 111H13V109ZM43 111H45V110H43ZM168 111L171 113V115L173 117L178 116V117H176L174 119L175 121H173V119H172L173 117H171V115L169 116L170 113ZM167 112L169 114H167ZM4 113L6 115L5 110H4ZM202 113H204L205 115L204 114L202 115ZM7 114L8 115H6V117L10 115L9 113H7ZM15 114H13V115H15ZM68 114H71V113H68ZM166 114L168 115V118L166 117L167 116ZM174 114H175V116H174ZM211 114H209V115H211ZM0 115H2V114H0ZM184 115H185V117H184ZM186 115H188V116H186ZM33 116L35 118L37 117V115H33ZM3 117L4 116H1V118H3ZM16 118H15V120H16ZM219 118H220V116H219ZM11 119L13 120V118H11ZM166 119H169V121L168 120L166 121ZM20 120H22V121L20 122ZM71 120H73V121L76 120V121L73 123V121L71 122ZM211 120H209V123H210ZM217 120H218V118H217ZM237 120H239V119H237ZM5 121H8V120H6V119L4 120L3 119V121H1V122H5ZM34 121H35V119H34ZM184 121H186V120H184ZM184 121L182 120V122H184ZM206 121H204L203 124H205ZM67 123H69V125ZM179 123H178V125H179ZM209 123H208V125H210V124L213 125L215 123V121H214V123L213 122L210 123V124ZM18 124H16V125H18ZM189 124H187V126ZM203 124H201V126H206V125H203ZM34 125H36V124H34ZM178 125H177V129L179 127ZM38 126L39 125H37V127ZM214 126L215 125H213V127ZM34 127H35L34 130H36V126H34ZM31 129H32L31 132H33V128H31ZM177 129L175 128L174 130H177ZM179 129H181V128H179ZM203 129H204V127H203ZM37 130H39V127H38ZM41 130H43L42 127L40 128V131ZM185 130H187V129H185ZM199 130H200V127H199ZM260 130L263 131L264 128H262ZM36 132L38 133V131H36ZM42 132H41V134L43 135V137L45 136L44 138L48 139V137H46V135H44ZM194 132H195V130H194ZM196 132H197V130H196ZM168 133H169V130H168ZM176 133H178V131ZM263 133H264V131H263ZM98 134H103V135L107 136V138H105L102 135V138L104 137L106 140H102L99 136H97ZM160 134L161 135L163 134V135L161 136ZM196 134H198V133H196ZM108 135H109V138H108ZM191 135H189V136H191ZM193 135H195V134H193ZM193 135H192V138H193ZM201 135H202V133H201ZM216 135H218V134H216ZM14 136H16V135H14ZM110 136H112V137H110ZM122 136L124 138L121 139L120 137H122ZM18 137L19 136H17L16 140H14L10 145H8L7 150H8V148H10L9 149V153L10 152L13 153L15 148H18L17 151L20 149L19 150L20 154H21V152H20L21 150H22V153H23V150L25 149V148L23 149V147L26 146V145L24 146V143L26 142V140L23 139L24 140L23 141L24 143H23L22 140L18 139ZM175 137H178V135L177 136L175 135ZM194 137L196 138V136H194ZM187 138H186V140H187ZM189 138H188V140H189ZM166 139H168V138H166ZM182 139H183V136H182ZM184 139H185V137H184ZM208 139L210 141V138H208ZM219 139H221L220 138V134H219ZM49 140H50V138H49ZM186 140H184V141H186ZM216 140H217V137L214 139L212 145L213 144L215 145V143L217 142ZM173 142L178 144L179 147L182 145V141L181 140H178V141L174 140ZM173 142L172 143L170 142V143L173 145ZM26 143H29V142H26ZM147 143H149V145H147ZM161 144H162V142H161ZM176 144H175V146L177 147ZM209 144H211V143H209ZM31 145H29V147H32ZM49 145H51V143ZM214 145H213V147H215ZM164 146H165V143H164ZM218 146L220 147V144L216 145V148H215L216 151H217V147ZM29 147H28V149H30ZM181 147L184 148L186 146L184 145V146H181ZM213 147H211V148H213ZM221 147H222V145H221ZM221 147L219 149H221ZM32 148H34V146ZM36 148L41 149L40 147H36ZM263 148L260 147L261 150ZM160 149H162L163 151H161ZM174 149H176V148H174ZM196 150H194V152H196ZM211 150L214 153V148L211 149ZM185 151H186V149H185ZM218 151H220V150H218ZM172 152H175V151L172 150ZM216 153H218V152H216ZM234 153H235V151H234ZM23 155H25V154H23ZM191 155H193V154L191 153ZM182 156H183V154L181 155V157ZM15 157H16V154L14 155L13 159ZM29 157H30V155H29ZM36 157H37V155H36ZM176 157H178V155H176ZM176 157H175V159H176ZM172 159H174V157ZM175 159H174V162H175ZM262 159L264 160V157H261V160ZM11 161H13V160H11ZM28 161H30V160H28ZM184 161H185V158H184ZM167 162H165V163H167ZM177 163L178 162H176L174 164H177ZM174 164H172L171 167L176 168L175 166H173ZM178 164L180 165L181 163H178ZM41 166H43V167H41ZM35 167H33V168H35ZM162 167L165 168V165L162 166ZM169 167H170V164H169ZM206 167H208V164H207ZM39 168H36V172H37V169H39ZM170 168H168V170ZM173 168H171V169H173ZM0 169L2 170L3 179H5V180H3V182H4L3 184L5 185L8 182L11 183L9 181L10 180L9 179L10 174L2 167H0ZM149 169H150V171H149ZM163 170H165V169H163ZM174 170H173V172H170L171 170H169L168 171L169 174L166 173L167 176H168V177L166 176L167 180H168V178L172 179V178H174L176 176L174 174ZM147 171L149 173L148 175H146L147 173L143 174V173H145ZM161 173H162V171H161ZM170 173L173 174L174 177H172V175H170ZM132 175H134L135 177H133ZM142 175H145V177H143ZM154 175L157 176L155 174V172H154ZM130 176H132L133 178H130ZM158 176H160V175H158ZM170 177H172V178H170ZM128 178H129V180H128ZM164 178L165 177H163V181H165ZM202 178H199V179H202ZM156 179L158 180L159 178L156 177ZM166 181H165V183H166ZM168 181H167L168 187L167 186L166 187L170 188L171 185H174V184L176 185L177 182H181V179L179 181L177 180L176 183L174 182L175 178H174V181L170 180L172 183L174 182V184H171V182H169V184H168ZM80 182H85V183H80ZM184 182H186V181H184ZM184 182H183V184H184ZM197 182H199V181H197ZM200 182L203 184V181L200 180ZM200 182H199V184L201 185ZM159 183L161 184V187L157 185ZM194 183H195V181H194ZM206 183H208V182L206 181ZM30 184L28 183L27 185H30ZM83 184H85V185H83ZM128 184H131L133 187L135 186V189L134 190H130L131 188L129 189V187L127 186ZM197 184L195 183L194 185H197ZM4 185H3V187H5ZM131 185H129V186H131ZM165 185H163V186L165 187ZM179 185L177 184L175 187H178ZM198 185H197V187H199ZM203 185H201V186H203ZM206 185H205V187H206ZM50 187H52V188H50ZM0 188H2V186ZM11 188H12V186H11ZM25 188H24L23 192L26 191ZM173 188L174 187L170 188L171 191H172ZM5 189H7L8 191L10 190L8 188H5ZM32 189H34V188H32ZM32 189H31V191H33ZM179 189L176 188V190H174V189L173 190L176 191V193H178V192L182 193V191L183 192L184 191L187 192V190H185V189L184 190L180 189V191H178ZM201 189H204V188L201 187ZM1 190H0V192H1ZM29 190H28V193H30ZM191 190H193V189L190 187L189 191L191 192ZM2 192H3V190H2ZM6 192H4V193H6ZM10 192L11 191H9V193ZM185 192H184V195L186 194ZM254 192H252V193H254ZM4 193H3V195H4ZM45 193L43 192V194H45ZM166 193H167V190H166ZM252 193L250 195H252ZM209 194L210 193H208V195ZM178 195H179V193L175 197H178ZM35 196L38 197L37 200H36ZM168 196H170V195H168ZM171 196H172V194H171ZM210 196L215 197L214 195H212V192H211ZM213 197H211V198H213ZM183 198L184 197L182 195H180L173 202H175V201L178 202V200H179V202H182ZM167 199H169V198L167 197ZM167 199H165V200H167ZM207 199L210 200L208 198V196H207ZM184 200H185V198H184ZM186 200H188V199L186 198ZM213 201H215V200L211 199L210 203L213 202ZM37 202L39 203V205L38 206L35 205V207H36L35 208L34 204H37ZM163 202H164V200H163ZM208 202L209 201H207V203ZM155 203H156V201H155ZM183 203H185V202H183ZM146 204H148L149 207ZM211 204H210V207L212 208ZM181 205H183V204H181ZM179 207H181V206H179ZM208 208H209V206H208ZM170 209H172V208H170ZM33 210H35V212H33V214L30 213ZM162 210L163 209H161L160 211H162ZM252 210H254V209H252ZM175 211H177V210H175ZM183 211H185V210H183ZM183 211H180V212L177 211V212L179 214V213H181ZM260 211H259V215H260ZM173 212L174 211H172V213ZM167 213L170 214V212H168V211H167ZM184 213L186 214V211ZM184 213L180 214V215H183L182 216L183 218H184V215H185ZM136 214H138V215H136ZM157 214L159 215L160 213L158 212ZM161 214H163V213H161ZM257 214H255V215H257ZM145 215H144V217H146ZM153 215L155 216V214H153ZM173 215L171 216L172 219H174ZM188 215L191 216L193 214H191V213L189 214V212H188L186 216L188 217ZM161 217H163V216H160V218ZM168 217H170V216L168 215ZM254 217H256V216H254ZM147 218H149V217H147ZM156 218H155V220H156ZM199 218H197V219L195 218V219L199 220ZM176 219L178 220V217ZM189 219H190V217H189ZM202 219L204 220V218H202ZM262 219L260 217V220H262ZM168 220H170V218H168ZM168 220H165V221H168ZM191 220H190V222L194 223L193 222L194 219L191 218ZM181 222H183V221H181ZM185 222H186V220H185ZM158 223H160V222H158ZM169 223H170V226H171V224L173 222L171 223L169 221ZM187 223H188V221L186 222V224L184 223V225L186 226L184 228L189 227L190 224L187 226ZM195 223H197V222H195ZM199 223L203 224L201 221H199ZM199 223H197V224H199ZM260 223H262V221ZM164 224H162V225H164ZM178 224L181 225L182 223L180 224V222H178L177 225ZM205 224L201 225L202 228L204 227ZM246 224L248 225V223H246ZM252 224L248 228L252 229L251 228V226H253ZM247 225H246V227H247ZM262 225L261 224L258 225V227L260 226V228H256V232H258V230H260V229L263 230L264 226H263V228H261ZM29 226H28V229L30 228ZM168 226H169V224H168ZM181 226L183 228V225H181ZM201 226H199V228L197 227L196 230L201 229L200 228ZM164 227H166V226H164ZM171 227H173V226H171ZM246 227L243 230L247 231ZM256 227H257V225H256ZM177 228H178V226L176 227V229ZM179 228L181 229L180 226H179ZM189 228L191 229V227H189ZM176 229H174V230H176ZM183 229H181V230H183ZM184 230H187V229H184ZM192 230H194V229H192ZM159 231L160 232L162 231V232L160 233ZM172 231H173V229H172ZM252 231H250V232H252ZM158 232L160 234H162V235H158ZM186 232H188V230ZM194 232H197V231H194ZM199 232H201V231H199ZM247 232H249V229H248ZM256 232H254V234L252 233L253 235H251V236H253V237H254V235L256 236V234H257ZM263 232H264V230H263ZM171 233L174 234L176 232H171ZM185 233H181V236H182V234L184 236ZM189 233L190 232H188V234ZM196 234L199 235L198 232H197L194 235L195 237H196ZM36 235H39V237L36 238ZM175 235H171V236H175ZM241 235H243V234H239L238 233V238ZM246 235H247V233H246ZM21 236H23V235H21ZM247 236H249V235H247ZM24 237H22V238L24 239ZM199 237H200V235H199ZM26 238H29V237H26ZM184 238H186V237L184 236ZM184 238L182 237L181 239L183 240ZM243 238H244V236H243ZM198 239L196 238V240H198ZM244 240H246V238ZM255 240H256V238H255ZM248 241L249 240H246V242H248ZM260 241L262 243V240H260ZM21 242H23V240ZM180 242H179V244H180ZM255 242H259V239L257 241H255ZM241 243L242 242L240 241V244ZM261 243L259 244L260 246H261ZM20 244H22V243H20ZM25 244L27 245V243H25ZM26 245H24V246L26 247ZM31 245L32 244H29V246H31ZM178 245H177V247H178ZM184 246H186V245H184ZM233 246H234V244H233ZM20 247H21V245H20ZM172 247H175V246L173 245ZM181 247H182V245H181ZM256 247H255V249H256ZM42 248L43 247H41V249ZM236 248H238V247H236ZM3 249L4 248H2V250H0L1 253H4V252H2ZM9 249H7V253L9 252ZM18 249H19V245H18ZM34 249L37 250L38 248H34ZM136 249H137V247H136ZM136 249H134V250H136ZM168 249H170V250H168ZM187 249H189V248H187ZM259 249L257 248V250H259ZM5 250H6V248H5ZM11 250L12 249H10V251ZM24 250H26V249H24ZM134 250H133V252H134L135 255L133 254L132 256L133 257H136V256L139 257V259H138V257H136L135 261L137 259L140 260V256L142 258L143 254L147 255L146 253H144V252H146L145 250H143L144 252H143V254L141 253V255H140V252H137V250L136 251H134ZM139 250H142V248L140 249L138 247V251ZM29 251L30 250L28 249V252H27L28 254H25V255H29V253H30ZM35 251H32L31 254H33V252H35ZM170 251H172V252H170ZM16 252H12V254H14ZM23 252H25V251H23ZM136 252L138 254H136ZM177 252L176 253L174 252V255L178 254ZM242 252H244V254H245L247 251L246 250H244V251L242 250ZM44 253H48V252H44ZM251 253H252V250H251ZM8 254H5V256L8 255ZM10 254H9V256H10ZM17 254H18V252H17ZM253 254H256V253H253ZM257 254L259 255L260 253L257 252ZM167 255H165V258L167 257ZM247 255L249 257V254H247ZM250 255L251 256H256V255H252V254H250ZM32 256H31V259H28V260H30V262L33 261ZM53 256L51 255L50 257H53ZM244 256L245 255H243L242 257H244ZM2 258H1V261H2ZM4 258H3V260H4ZM8 258L10 259L12 257H8ZM36 258H38V257H36ZM42 258H44V257L42 256ZM45 258H46V255H45ZM21 259H22V257H21ZM169 259H170V257H169ZM40 260L42 261V259H40ZM145 260H146V258H145ZM10 261H12L15 264L18 263V262H16L17 260H15V258H13V260L11 259ZM248 261L245 260L244 264L246 262L249 263ZM252 261H253V259H252ZM255 261H253V263ZM6 262H9V261H6ZM19 262H21L20 258H19ZM22 262L25 263L24 260ZM42 262H40L38 259H36V264H43ZM131 262H130V264H132ZM158 262H159V260H158ZM260 263H261V261H259V264ZM33 264H35V263H33ZM44 264H48V263L44 262ZM160 264H162V263H160Z\"/></svg>",
	"mask_w": 264,
	"mask_h": 264
}]
</instances>
